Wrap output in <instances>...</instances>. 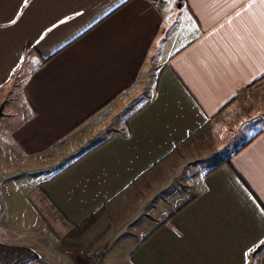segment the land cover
<instances>
[{"label":"crops","instance_id":"crops-1","mask_svg":"<svg viewBox=\"0 0 264 264\" xmlns=\"http://www.w3.org/2000/svg\"><path fill=\"white\" fill-rule=\"evenodd\" d=\"M263 82L261 0H0V264H264Z\"/></svg>","mask_w":264,"mask_h":264},{"label":"rangeland","instance_id":"rangeland-1","mask_svg":"<svg viewBox=\"0 0 264 264\" xmlns=\"http://www.w3.org/2000/svg\"><path fill=\"white\" fill-rule=\"evenodd\" d=\"M261 85H264V82L261 83V84H257L256 87H260ZM257 92H263L264 93V87L263 89H260V90H257ZM253 92L250 94H245V100H242V99H239L238 101H236L235 105H233V110H232V115L235 116L241 114L239 112H242V113H245V111L243 112V109H248V112L252 111V110H256L259 105L257 103L258 100L255 101V99H253L254 97L256 96H259V95H256L254 94L253 96ZM261 109V108H260ZM260 112H264V110H261ZM239 113V114H238ZM237 117V118H238ZM260 124H264V114H258L256 115L254 118H252L250 121L246 122V121H242L241 124H238V131L236 133V136L237 137V143H240V141H243V139H248V136L247 135H243L242 132H244L245 130H248V128L250 126H252V129H255L257 127V125H260ZM232 127V126H231ZM235 131L231 128V136L233 137V133ZM233 139V138H232ZM235 141V139L232 140V142Z\"/></svg>","mask_w":264,"mask_h":264},{"label":"water","instance_id":"water-1","mask_svg":"<svg viewBox=\"0 0 264 264\" xmlns=\"http://www.w3.org/2000/svg\"><path fill=\"white\" fill-rule=\"evenodd\" d=\"M3 109H4V103H2V104L0 105V122H1V118H2V116H3Z\"/></svg>","mask_w":264,"mask_h":264},{"label":"snow or ice","instance_id":"snow-or-ice-1","mask_svg":"<svg viewBox=\"0 0 264 264\" xmlns=\"http://www.w3.org/2000/svg\"><path fill=\"white\" fill-rule=\"evenodd\" d=\"M28 0H25V4H27ZM262 3H264V0H261ZM16 20H13L11 23H15Z\"/></svg>","mask_w":264,"mask_h":264}]
</instances>
